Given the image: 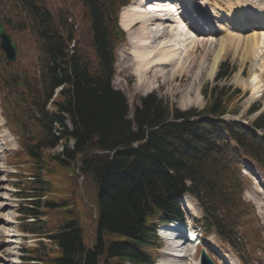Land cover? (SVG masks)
I'll return each instance as SVG.
<instances>
[{"label":"trees","instance_id":"obj_1","mask_svg":"<svg viewBox=\"0 0 264 264\" xmlns=\"http://www.w3.org/2000/svg\"><path fill=\"white\" fill-rule=\"evenodd\" d=\"M79 2L88 23L86 36L77 34L66 11L53 15L45 0H0V21L8 30L30 33L35 42V58L28 61L19 57L10 63L0 50L1 107L19 135L22 152L30 157L28 169L61 177L81 153L80 171L86 185L96 190L92 241H84L75 217L58 227L55 256L39 252L32 257L48 258L49 264H152L158 246L153 223L162 215L181 216L176 200L185 191L201 203L206 233L214 228L232 246L237 224L247 212L234 159L248 156L264 170V145L253 133L220 118L232 113L239 90L229 92L215 84L203 90L207 98L203 109L172 114L162 99L150 94L139 99L132 120L127 119L126 99L110 84L114 48L123 39L121 32L116 33V15L125 1ZM222 69L217 80L226 75L227 65ZM254 124L264 128V114ZM59 141L62 152L45 153ZM119 147L124 149L108 159V153ZM34 184L36 192L56 190L40 178ZM25 185L29 188V182ZM67 205L64 198L45 201L47 209ZM22 212L35 217L43 213L37 208ZM23 229L38 231L34 225Z\"/></svg>","mask_w":264,"mask_h":264},{"label":"rangeland","instance_id":"obj_2","mask_svg":"<svg viewBox=\"0 0 264 264\" xmlns=\"http://www.w3.org/2000/svg\"><path fill=\"white\" fill-rule=\"evenodd\" d=\"M227 1L231 2L234 0H227ZM227 1L225 2V4L227 3ZM45 2H46V6L49 9H52V10L68 9L69 11H71L73 13V19L76 20V22L78 23V26H77L78 34L85 35V36L87 35L88 23L85 19L82 18L81 7L76 3V0H45ZM213 2L223 3L224 0H213ZM220 3L218 4L223 6V4H220ZM148 5L150 4H147V6ZM136 28L137 27H134L132 29H136ZM236 31L237 30H235L234 32ZM234 32H231L229 36L224 35V37H221L220 34L205 36L206 38H209V41L207 42L205 46L206 48H208L207 51H208L209 56H207V58H203L200 62H198L199 67L198 66L193 67L194 71H193L191 80L183 81L180 78V76H176L175 78L171 77L167 80H165V77H158L155 79L154 74L152 75L153 78L151 77V74H149L148 75L149 78L151 77L150 78L151 85L149 88H147L148 90L145 89L144 86L141 88V86L137 84V81L135 80L136 78L132 74L133 71L131 67L127 69L126 71L119 70L120 53H122L123 56H126V54L131 52V49H130L131 47L127 40L119 44V46L117 47L115 51V60H116L115 61V73L111 81V86L113 87V89L118 90L121 94H123L127 101V105H128L127 119L131 118L133 109L135 105L138 104V100L140 97H142V95H145L151 92V94L153 93L156 97H158L159 99H162L163 102L167 104L170 108L179 109L180 111H185L184 109L202 107L205 102V99L202 96V91L206 88L210 89L215 84H217V86H225L226 88H228L229 92H232L233 90H236V89H238L239 91L242 90L243 92H245L244 96H241V94H238L235 96V99L233 100L234 102L233 107L236 109L237 114L229 115L227 118L232 119L233 121L237 122L239 125L240 124L249 125L251 120L255 117L254 113L249 114L248 112V109L250 108V106L253 103H259L260 109H264V94H262L264 92V79H263L264 77L259 79L258 81L259 86L255 90L252 89L251 82L247 83L246 85H243L240 82L239 83L236 82L235 79H236L237 74H240V76L243 79H248L250 62H247L243 66H241V62L244 61L246 58V53L244 51V48H247V45L244 40L242 41L243 38L242 39L233 38ZM10 34L12 36L14 35V39H16L17 41L18 51H19L18 54L21 55L25 61L33 59L35 51H34V45L31 40L30 35L23 34L21 35V37H18V36H15L14 33L12 34L10 32ZM243 34H240V35H243ZM236 35H239V34H236ZM221 38L224 39L223 40L224 43L221 47H218V45L216 46L215 44H219L217 42ZM210 41H213L214 43H211ZM218 49L220 50V53H221L219 65L221 62H225L231 68L228 71L227 76L224 79H221L219 81L216 80V77L218 75L217 70H218L219 65L213 76L208 75L212 56L218 51ZM199 50L201 51L200 52L198 51L197 53L203 52L202 49H199ZM257 56L258 57L256 61L258 64L256 67H260L263 60L262 58H259L260 55H257ZM0 115H1V110H0ZM66 124L70 128V126L68 125L69 124L68 121H66ZM6 128L7 126L5 124L4 119L0 118L1 134H4L5 132H7V130H5ZM8 129L12 132V134H15L11 128L8 127ZM10 139L11 138L9 137L8 140ZM8 140L6 144L10 147L9 148L10 151L6 152L5 154L4 153L0 154V227L7 228L9 232L8 230H6V234L8 232V235L11 234L12 236L6 237V239H10L6 244H0V255L2 256V259H0V264H25L21 260V256L25 254L23 251H21L22 244H26V242L27 241L30 242V240L31 241L33 240L36 243L43 242L44 244H47V240L49 239L46 235H43L41 237H36V236L22 237L23 234L17 231V225L19 224V221L17 220L18 213L15 209L20 207L22 203L24 205H30V202L27 203V201L23 200L22 198L23 196L17 195L19 192L18 191L19 188H21V186L18 184L22 182L23 176L29 177V174H24V172L19 167H14L13 165L9 163L10 156L11 157L15 156L14 159L16 158V155H15L16 153L14 154L12 153L19 147V145L17 144V142L15 144L14 141L16 140L14 141H11V140L8 141ZM70 144H71V141H70ZM70 146L72 147V145ZM15 147L16 149H11ZM60 151H61V148L58 146L56 149H49V152L48 151L47 152L48 154L50 153L52 154V153H58ZM253 166L254 165L251 164L249 161L244 160L242 172L244 176L243 184L246 190L244 194V198L253 207L255 215L248 216L249 218H251L250 222L245 224V227L248 230V232L247 230L243 231L241 229H238L236 231L237 234L235 236L234 246L237 249V252L239 254L238 256H242V259L246 262V264H264V201L262 200V196L260 195L262 192L261 190H259L260 188L264 190V178L262 176L259 178L256 175L258 171L253 169ZM64 179L65 178H62L60 180L63 186L65 185ZM260 182L262 183V187L260 186L261 184ZM85 187L86 186L84 185V190H82L81 187H78V190L76 188V192L74 196L72 193V189L73 190L75 189L74 183L70 182L68 185H66L64 189L67 192H69L68 194H70V202L72 206L74 207V210L81 212L80 216L84 218L83 225L86 227L87 225H91L92 223V226L94 228L96 224V220H97L96 218H94L93 221L89 218L87 221V224L85 222L88 216L95 215L94 213L95 210H93V207H91L92 199L86 192ZM89 188L92 191V187L90 185H89ZM81 191L83 193H81ZM82 195L86 199V201H83ZM189 200L191 201L192 210L194 209L193 211H196V212H193L191 209H186V210L184 209V211L186 212V216H188L190 219L194 215L201 217V213L199 211V207L197 203L192 198H189ZM60 219L61 217H58V218L52 217L48 225L50 227L57 226L61 222ZM255 230H257V232H260L262 238H260L261 239L260 247H258V250L252 253V251L250 250V246L253 241L252 232ZM42 231L47 232V229H43ZM92 238H93V232H91V230H88L87 240H91ZM214 239L217 241L216 243H218L220 246L212 242L216 250L213 249L210 243H209L208 248L213 258L217 262V264H224L225 259L228 257L233 259V255L235 256L234 258L237 259L235 255V251L233 252L229 246L223 243H220L215 237ZM29 242L27 245L31 244ZM56 254L57 253H54V255ZM197 263H198L197 254H195L193 258L189 257V260H187V264H197ZM238 263L241 264L239 261Z\"/></svg>","mask_w":264,"mask_h":264},{"label":"bare ground","instance_id":"obj_3","mask_svg":"<svg viewBox=\"0 0 264 264\" xmlns=\"http://www.w3.org/2000/svg\"><path fill=\"white\" fill-rule=\"evenodd\" d=\"M168 1L173 3V0ZM176 1L178 2V0ZM147 2H149V0H147ZM147 2H145V0H134L121 11L120 25L127 31V41L130 44L131 52L126 54V56L120 53L119 70L126 71L131 67L133 71L132 74L135 76L137 84L141 86V88L144 86L145 89L150 87V78L153 74L155 79L158 77H165V80H167L171 77L175 78L176 76H180L183 81L191 80L194 71L193 67L198 66V62L209 56L207 51L208 48L205 47L209 38L201 35L198 36V34L193 32L191 27H187V25H192L195 30L200 32L202 23L199 24L195 18H192L189 11L184 7V4L180 2L176 4L178 7L176 8V12L172 11L170 9L171 6H169L165 13L151 9L154 6L152 1L149 2L150 5L148 6L146 4ZM207 3L215 9L212 11L214 16L227 22L230 25V29L234 31L237 30L233 33V38H243L242 41L244 40L247 45V48H244L246 58L241 62V66L250 62L248 79H243L240 74H237L235 79L236 82H240L243 85L251 82L252 89H257L259 86V79L264 77V13L259 10L261 5L264 4V0L227 1L226 4L224 3L225 6L219 5L218 3L220 2H214L213 4L210 2ZM203 10L206 11L207 9ZM179 14H181V16ZM243 18H249L248 23L244 24ZM185 20L188 23H185ZM206 25L209 27L208 24ZM134 27L137 28L132 29ZM131 29L132 31H130ZM220 32L223 33V30H220ZM229 35L230 34H228V36ZM223 40L222 38L219 39L217 42L219 44L215 45L221 47L224 43ZM210 42L214 43L213 41ZM199 49H202L203 52L197 53L201 51ZM257 55H260L259 58L263 60V62L261 60L262 63L260 67H256L258 64L256 61ZM220 58L221 53L218 49L212 56L208 73L209 76L215 74ZM149 74H151L150 78L148 76ZM262 94H264V92ZM256 175L259 178L261 177L259 173ZM259 190H261V194L264 196V190L262 188ZM187 199L188 198L182 199V205L190 209L191 204ZM262 200L264 201V197ZM174 225L179 229L176 230L171 226L167 232L171 243L175 241L174 236H177L178 232L186 231L189 223L187 221L177 222ZM5 234L6 229L0 227V242L3 241ZM211 240L216 243L213 238H211ZM212 247L214 248L213 243ZM187 250L188 251L181 250L180 248L178 250L166 251V253L163 252L164 258H159L157 264H186L187 257L190 256L192 249L188 248ZM214 250L216 249L214 248ZM224 264H237V262L228 257L225 259Z\"/></svg>","mask_w":264,"mask_h":264},{"label":"water","instance_id":"obj_4","mask_svg":"<svg viewBox=\"0 0 264 264\" xmlns=\"http://www.w3.org/2000/svg\"><path fill=\"white\" fill-rule=\"evenodd\" d=\"M0 47L5 53L7 60L14 61L16 58L15 43L8 34L5 33L3 25L0 22ZM201 264H213L204 251L201 252Z\"/></svg>","mask_w":264,"mask_h":264}]
</instances>
